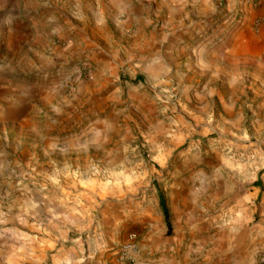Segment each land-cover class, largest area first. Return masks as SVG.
<instances>
[{"label":"rangeland","instance_id":"374dc122","mask_svg":"<svg viewBox=\"0 0 264 264\" xmlns=\"http://www.w3.org/2000/svg\"><path fill=\"white\" fill-rule=\"evenodd\" d=\"M176 1L170 12L172 0H122L129 12L119 21L110 13L103 34L95 35L90 11L96 0H0V264H89L98 249L91 225L96 212L86 215L90 209L83 204H94L97 179L115 177L130 194L143 188L168 201L175 186L200 168L206 174L203 214L195 209L184 218L196 224L197 235L178 261L230 264L234 237L241 234L237 257L264 264V236L253 248L244 227L264 226V0ZM134 5L141 13L131 12ZM162 32L170 34L167 47H149L148 40L159 45ZM176 33L186 35L178 41L183 54L168 51ZM253 36L261 37V46ZM160 55L164 70L196 64L197 56L204 80L217 73L204 85V133L178 129L181 86L170 83L152 93L144 82L160 77ZM137 61L156 65L142 75L139 92L154 95L158 113L129 115L124 108L138 85L139 72L129 68ZM118 87V100L107 107L101 97ZM210 87L215 97L207 95ZM58 217L63 223L57 226ZM130 226L109 249V264H156L163 253L168 260V243H142L144 232H127ZM131 235L136 247L123 260Z\"/></svg>","mask_w":264,"mask_h":264},{"label":"crops","instance_id":"0c3cea01","mask_svg":"<svg viewBox=\"0 0 264 264\" xmlns=\"http://www.w3.org/2000/svg\"><path fill=\"white\" fill-rule=\"evenodd\" d=\"M151 1V3H154L156 0ZM121 3H123L122 0H96V9L94 10L92 8L90 11L91 14L94 16V21H96L97 24V26L94 27V30L96 32L95 35L103 34L104 24L108 23V16L110 15V13L112 15H116L117 18L115 19L119 21L118 17L120 18L121 16L129 12L128 6L125 4L121 5ZM167 4L171 12L173 6L177 4V1L172 0V2L170 3L167 2ZM141 9V7L134 5V8H131V12L136 11L135 13H141ZM139 18L140 16L137 17V19ZM169 35V33L162 32L157 38L159 40V45L153 44L148 40V46L153 47L156 45L160 49L167 47L165 44L167 42V39H169ZM172 35L173 39L175 40L173 42L175 43H171V46L168 51L174 53V51L176 50L177 54H183L185 46L181 47L180 44H178V41L186 37V35L184 34V36H181V34L179 33ZM252 39L255 40V44H258L259 46L262 45V39L260 36H253ZM145 45L146 44L143 43L139 45V47L142 48ZM237 45L240 46L238 43H235V45L232 47L234 54H237L236 51L239 48L237 47ZM99 48L101 49V46ZM103 53L106 56L110 57V54L105 49H103ZM157 60L160 64L159 70L161 72V79H159V77L158 80L153 82L144 79V82L151 84L150 91L152 93H154L155 91L154 88L163 89L170 83L181 86L182 99L180 102V110L178 113L179 115H177V119L180 122L178 129L183 130V132H188L190 134L195 132L204 133V99H206L207 97H204V89L209 87L210 83H214L218 79L217 73L211 72L208 78L204 80V61L202 58L199 61V58H197V56L196 64H192V61H189L188 63L184 64H182V62H178L177 65L171 66L169 70L163 69V64L160 62L161 55L158 56L156 61ZM136 67H138V70H136ZM155 67L156 65H153L152 63L146 64L145 62L140 63L138 61L134 63V65L131 64L129 66V68L132 69L133 73L139 72L140 74L138 75L139 78L137 79L138 85H136L138 87H132V89L128 93L126 104L124 105V108L126 110H129V115H131V113H133L134 111L138 112L139 110L143 109H145V111H148L149 113H158V107L156 106L154 95H152L150 91L147 92V90H145V92L143 93L139 92V87H144L141 80L143 78L142 75H147V73L150 74L152 69H154ZM204 85L206 88H204ZM117 91H120L119 87L115 89V94L111 92L101 97V102L104 101V104L106 103L107 107L110 105L112 106L113 102L111 100H118L116 96ZM207 95H209V97H215L217 95V92L210 87L207 91ZM157 98L159 99L160 96L158 95ZM148 101L151 104V107L150 104L149 107L147 106ZM189 175V178L186 177L181 184L175 186L174 194L168 198V201L167 198L164 197L170 214V223L172 228V230L170 229L172 232L170 236H168L169 228L168 226H165L166 223H164L165 216L161 207V198H156L155 192H153L151 195H146L143 188H137L134 194L132 192L130 194L128 188H125L122 185L123 180L117 181L115 177H104L101 178V180L97 179L96 186L94 187V189H96L95 197L93 198L94 204L89 203V206L85 203L83 204L84 207L90 209V211L87 210V212L85 213L86 215H90L91 210H93V212H96L94 218L95 223H92L91 225L96 226L94 237L96 240L95 245L98 249L93 254V258H91L93 259V261L89 264L111 263L113 259L110 261L112 252L109 249L114 248L118 245V243L122 239L121 231L125 228V226H128L129 224L131 226L127 228V232L134 230L138 233L144 232L142 243L145 239H150V243L152 241L163 244L168 243V252L171 251V254H169L168 256V260H166V255L163 253L157 257L156 264H180L177 259V254L183 250V247H185V249L188 247V245H186V241H193V239H195V236L197 235L193 232V229H195L194 227H196V224H193L191 220H185L184 218L188 217L189 214L191 215L193 210L195 209H199L202 215V205H204V183L206 181V174L204 173V169L200 168L198 172ZM72 181L76 182L79 180H77L76 177H73ZM45 182L46 184H48L50 181L45 180ZM119 182L121 185H118ZM195 186H198L199 189L196 190ZM47 189L48 185L46 186V190ZM41 196H43V199L46 202L44 206L46 207V209H48V196L46 194ZM74 200L75 197H68V202H70L69 204H72L69 205V207L72 209V212L76 211V206L72 203L74 202ZM150 202L152 203V206L150 205ZM220 216V220H223L224 216ZM55 223L58 226L59 224L63 223V220L58 217ZM152 223H156L157 226H147ZM85 226L89 225L85 224ZM218 227L220 228L218 229L220 233L223 231L225 232L226 227L228 226H226V223H224L221 226L218 225ZM244 227L247 230L246 238L251 241L249 242V246L253 245V248H255L256 242L260 241L258 240L259 237L264 236V226L253 225ZM127 232H125L123 235L124 241L126 239ZM201 233H204V223L201 224ZM224 235V233L223 236L220 235L222 244H224L225 241ZM242 238L243 236L241 234H237L234 237L237 243H234V254L232 255V262L230 264L249 263V258L247 254L244 257V261L242 260V258L237 257V255H240L239 244ZM198 240L200 241L201 245L200 249L203 252L204 234L201 235ZM160 245L162 244H158L157 248H159ZM94 256L96 257L94 258ZM186 257V260H189L190 254H187Z\"/></svg>","mask_w":264,"mask_h":264},{"label":"built area","instance_id":"2783aa9c","mask_svg":"<svg viewBox=\"0 0 264 264\" xmlns=\"http://www.w3.org/2000/svg\"><path fill=\"white\" fill-rule=\"evenodd\" d=\"M171 96L172 98L177 97V94L174 90H172L171 92ZM135 235H131L130 236V241L128 243H126L123 247H122V252H121V259L123 260H129L131 259V252L135 249L136 245L134 242Z\"/></svg>","mask_w":264,"mask_h":264},{"label":"trees","instance_id":"16d2710c","mask_svg":"<svg viewBox=\"0 0 264 264\" xmlns=\"http://www.w3.org/2000/svg\"><path fill=\"white\" fill-rule=\"evenodd\" d=\"M160 201H161V207H162V210L164 212L165 219H166V223H167L169 229H171L170 214H169V210H168V207L166 204V200L164 197H161Z\"/></svg>","mask_w":264,"mask_h":264}]
</instances>
